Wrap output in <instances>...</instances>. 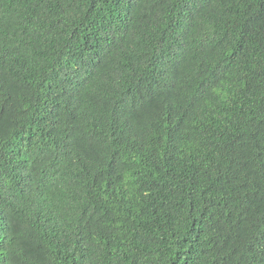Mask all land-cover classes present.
I'll list each match as a JSON object with an SVG mask.
<instances>
[{"label": "trees", "instance_id": "1", "mask_svg": "<svg viewBox=\"0 0 264 264\" xmlns=\"http://www.w3.org/2000/svg\"><path fill=\"white\" fill-rule=\"evenodd\" d=\"M0 264H264V0H0Z\"/></svg>", "mask_w": 264, "mask_h": 264}]
</instances>
